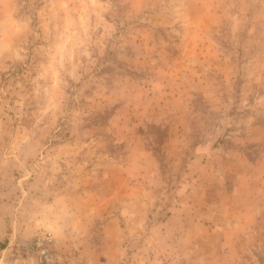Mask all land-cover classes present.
<instances>
[{"label":"rangeland","instance_id":"1","mask_svg":"<svg viewBox=\"0 0 264 264\" xmlns=\"http://www.w3.org/2000/svg\"><path fill=\"white\" fill-rule=\"evenodd\" d=\"M0 235L264 264V0H0Z\"/></svg>","mask_w":264,"mask_h":264},{"label":"built area","instance_id":"2","mask_svg":"<svg viewBox=\"0 0 264 264\" xmlns=\"http://www.w3.org/2000/svg\"><path fill=\"white\" fill-rule=\"evenodd\" d=\"M52 243V237L49 232H42L39 236H36L31 243L21 242L20 250L25 253H33L39 263H49L50 257V245Z\"/></svg>","mask_w":264,"mask_h":264},{"label":"crops","instance_id":"3","mask_svg":"<svg viewBox=\"0 0 264 264\" xmlns=\"http://www.w3.org/2000/svg\"><path fill=\"white\" fill-rule=\"evenodd\" d=\"M3 237H4V236L0 235V241H2L1 238H3ZM11 243H12V238H8V242H7L8 246H9ZM5 248H6V247H5ZM5 248H4V250H5ZM4 250H1V251H0V264L8 263V262H7L8 260H5L4 258L1 257V253H2V252L5 253ZM5 251H6V250H5Z\"/></svg>","mask_w":264,"mask_h":264},{"label":"trees","instance_id":"4","mask_svg":"<svg viewBox=\"0 0 264 264\" xmlns=\"http://www.w3.org/2000/svg\"><path fill=\"white\" fill-rule=\"evenodd\" d=\"M4 248H5L4 242L0 241V251L3 250Z\"/></svg>","mask_w":264,"mask_h":264}]
</instances>
